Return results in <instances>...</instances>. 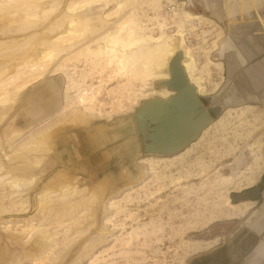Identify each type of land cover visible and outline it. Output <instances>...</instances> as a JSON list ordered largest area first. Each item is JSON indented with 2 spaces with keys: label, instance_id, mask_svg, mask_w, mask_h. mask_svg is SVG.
I'll use <instances>...</instances> for the list:
<instances>
[{
  "label": "rangeland",
  "instance_id": "374dc122",
  "mask_svg": "<svg viewBox=\"0 0 264 264\" xmlns=\"http://www.w3.org/2000/svg\"><path fill=\"white\" fill-rule=\"evenodd\" d=\"M259 5L264 0H225L217 13L228 31L203 8L184 11L178 28L200 21L213 55L229 38L258 56ZM159 7L160 0H0V264H238L245 256L232 242L233 222L256 202L239 217L231 206L247 203L234 195L264 183V85L250 84L253 95L239 83L246 105L227 110L185 154L139 161L138 179L105 156L111 145L96 131L159 97L151 89L162 79L122 59L155 44L120 46L131 45L130 20L132 39H158L162 30L161 40L174 39L179 33L172 36V25L165 32L153 11ZM114 30L122 34L109 53L103 37ZM225 46L221 66L209 63L210 52L198 61L190 51L201 96L231 88L227 62L237 51Z\"/></svg>",
  "mask_w": 264,
  "mask_h": 264
},
{
  "label": "water",
  "instance_id": "95a60500",
  "mask_svg": "<svg viewBox=\"0 0 264 264\" xmlns=\"http://www.w3.org/2000/svg\"><path fill=\"white\" fill-rule=\"evenodd\" d=\"M187 3L190 10L194 0H181ZM219 24L228 27L220 18ZM176 44V55L169 63L168 72L171 79L156 83L158 89L167 88L174 95L164 100L154 98L144 102L132 115L112 121L110 124L99 125L96 131L101 133L105 146L110 147L105 156L124 163V168L137 179L142 176L138 162L144 157H172L186 150L196 142L203 131L218 120L229 108L246 105L249 99L231 82V88L216 96L200 97L196 88L189 82L183 61L184 50ZM226 53L221 50L214 54L215 61H223ZM235 202L263 201L264 187L260 183L255 188L234 195ZM259 208L251 219L259 215ZM254 214V213H252Z\"/></svg>",
  "mask_w": 264,
  "mask_h": 264
},
{
  "label": "bare ground",
  "instance_id": "6f19581e",
  "mask_svg": "<svg viewBox=\"0 0 264 264\" xmlns=\"http://www.w3.org/2000/svg\"><path fill=\"white\" fill-rule=\"evenodd\" d=\"M88 1L94 3L95 1L97 2L98 0H91V1L90 0H87V2ZM160 8H161V0H160L159 10H153L152 9L153 11L156 12V16L158 15V13L160 11ZM190 13H192V12H190ZM190 13H187L186 14V16L188 18L189 17H192V14H190ZM193 17H195L194 20H199V19H197V18H199V16L196 15V16H193ZM190 20H191V18H190ZM192 21H189V22H192ZM184 24L185 23H183V25ZM122 26H121L120 29H123ZM124 28L128 29V31H129L128 32V35L130 37L128 36V39L130 40V38H131V42H130L131 45H127L126 46V44L123 45V43L120 42V46L122 45V47H124L125 49L127 47H128L127 49H129V46H131V48L133 46L134 47L135 46H140L142 42H144L145 44L149 45V43L152 41L151 43H154L155 44L154 47H149V48L145 49L144 51L142 50L143 52L140 51L139 53L132 54L129 57H126V56L125 57L124 56L122 57L123 60L126 59V62L127 61L130 62V63L132 62L135 65V67L138 66L137 69L140 67L139 74H142L143 73V72L141 73V71H145V72H147V75L150 78L153 77V76H155V78L162 79L161 81H169L171 79L170 74L168 72L169 63H170L171 59L176 55V52H177L176 44L178 43L179 44L178 47H180V49L184 50L185 60L183 61V68L185 70V73L187 75V78H188L189 82L196 88L198 95L200 97H204V96H201V95H204V90H203L202 86L199 83V79L198 78L197 79L195 78V73H196V70H197L196 67L198 65H196L197 63L195 64V61L193 60V58L191 56V53H190L189 48L185 45L184 39H182L183 38V32L181 31L182 28L179 31H177L179 34H177V36L175 37L176 39L175 38L174 39L171 38L168 41H163V40L160 39L162 36H163L162 38H166L165 37L166 34H163L164 33L163 30H162V33L160 35L161 37L158 38V39H155V38L153 39L151 37H146L145 39H137V38L136 39L135 38L132 39V37L135 36L136 30H135V24L131 20L129 22H126V25L124 26ZM163 28H164V25H163ZM123 30H122V32H123ZM111 33L112 32L108 33L107 36L103 37L104 38L103 41H106L107 42V46L105 48H102V50H106V52L108 51L109 53L115 52V47L113 45H117L118 46V43L117 42L119 41L118 39H119V35L121 33V30L120 31L119 30H114V32L112 33V35H110ZM128 39H127V41H128ZM230 42H231V40L229 38L226 41L223 42L224 44H223V46L220 49L223 54L228 51L225 45L228 46L229 44H231ZM213 47H214V45H213ZM133 50H131V51H133ZM209 63L211 65H214V66H221L222 65V62L221 61H215L213 58H212V60L209 61ZM119 65H120V63H119ZM145 75H146V73H145ZM142 79H143V77H142ZM144 79H145V77H144ZM151 91H152V93H151L152 95L157 94V96H159L158 98H161V99H164V100L167 99V98L169 99V97H172L174 95V93L172 91H170L169 89H167V88H163V89H159V90L153 88V89H151ZM81 100L82 101H85L86 99L85 100L81 99ZM229 109H232V108H229ZM229 109H227L228 111L226 110L227 113L230 111ZM219 119L216 120V121H214L209 127H211L215 123L217 124L219 121H221ZM209 127H207L203 131V133H205V131H207V129ZM203 133L201 134V136L203 135ZM201 136L199 137V139L201 138ZM196 142H194L186 150H184L183 152H181L180 154H177L175 156H172V157H155V156H151V157H144L140 161H142V163H145V162H150L151 163L153 161H156L155 159L167 160V159H172V158H175V157H179V156L185 154L186 152H188L190 150V147L192 145H194ZM150 169H151V167H150ZM226 179L229 180L231 178L230 177H226ZM251 205H253L252 202H247V203H244L242 205H232L231 206L232 207V209H231V216L239 217V216L243 215L250 208ZM263 208H264V206H263ZM253 213L254 214H252V215H255L256 214V212H253Z\"/></svg>",
  "mask_w": 264,
  "mask_h": 264
},
{
  "label": "crops",
  "instance_id": "0c3cea01",
  "mask_svg": "<svg viewBox=\"0 0 264 264\" xmlns=\"http://www.w3.org/2000/svg\"><path fill=\"white\" fill-rule=\"evenodd\" d=\"M194 1H195V5L202 7L205 11H215V12H219L225 2V0H194ZM226 1L232 4L235 3L236 0H226ZM255 1L257 2V0ZM243 5H244L243 7L244 12L246 14L250 13L252 7L246 3ZM262 8L264 7L259 5L257 7L256 12L258 11V9L260 10ZM191 12L193 14L198 13L197 9L193 11L191 10ZM229 13L231 17L234 15L235 13L234 6L230 8ZM257 15L259 21L261 23H264V21L262 20L263 18L260 17L259 14ZM254 38L255 35L249 36L243 42L245 43L249 39L254 40ZM230 43L231 44H229L228 46H230L232 49L237 51L236 57L233 59L231 58L230 61L227 62V72L228 71L231 72L228 73V75H230L229 76L230 82L235 86L238 85V88L240 87L239 83H244L246 86H248L247 88L248 90L250 84L252 87L256 83L259 85H264V51L258 54V56H254L251 55V52L245 51L244 49H241V52H239V50L232 44V42ZM239 89L245 95L244 90L242 88ZM249 91L253 95H255V93L251 91V89ZM262 203L263 201H259L258 205L256 203V207H254V209H251L249 211L248 216L246 218H243V220H241L240 222L238 221L233 222L234 224L233 226L235 227V230L233 232L232 242L233 243L236 242L237 244L243 246V249L246 251L245 256L241 257L242 264H264V208H262V210L260 209ZM256 208L257 209L259 208L260 210L259 215L257 216V218L253 217L251 219V224L248 225L247 220L250 219L251 214L256 210ZM232 242L229 241L228 244L230 245L232 244ZM225 245L226 243H223L222 245H215L214 247H212L211 252L209 253L210 256H212L215 253H218V251H220L221 248H223Z\"/></svg>",
  "mask_w": 264,
  "mask_h": 264
},
{
  "label": "built area",
  "instance_id": "2783aa9c",
  "mask_svg": "<svg viewBox=\"0 0 264 264\" xmlns=\"http://www.w3.org/2000/svg\"><path fill=\"white\" fill-rule=\"evenodd\" d=\"M184 11H189L187 3L184 1L161 0V8L157 16L162 22L166 21L164 25L167 30H165V32L172 30L169 28V26L172 25L173 30H176L172 36L176 35V32L179 30L178 24H182L180 15ZM181 28V31L183 32L182 39H184L185 45L190 49L192 56L196 60L202 61L207 53H211L213 50L214 42H212V39L210 38L211 36H208V33L201 31L203 25L200 21L187 22ZM171 33L173 32L171 31ZM210 55L213 56V53Z\"/></svg>",
  "mask_w": 264,
  "mask_h": 264
},
{
  "label": "flooded vegetation",
  "instance_id": "af4514ba",
  "mask_svg": "<svg viewBox=\"0 0 264 264\" xmlns=\"http://www.w3.org/2000/svg\"><path fill=\"white\" fill-rule=\"evenodd\" d=\"M194 8V9H193ZM195 9H202V7H200V6H197V5H194L193 7H192V9H190V10H195ZM189 10V11H190ZM203 11H205L204 9H202ZM205 12H210V14H211V16H213V17H215L216 19H219L220 17H219V13H217V12H215V11H205ZM263 184V187H264V183H262ZM256 187V186H255ZM255 187H253V188H255ZM253 188H251V189H253ZM251 189H249V190H251ZM247 202H254V201H247ZM239 203H244V202H239ZM257 203V205H258V202H256ZM218 253H219V251H218ZM215 254H217V253H215ZM214 255V254H213ZM240 261L241 262H239L238 264H242V259H240Z\"/></svg>",
  "mask_w": 264,
  "mask_h": 264
}]
</instances>
